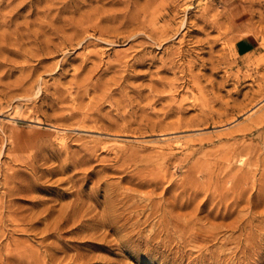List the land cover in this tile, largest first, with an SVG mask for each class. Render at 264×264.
<instances>
[{
  "label": "rangeland",
  "instance_id": "obj_1",
  "mask_svg": "<svg viewBox=\"0 0 264 264\" xmlns=\"http://www.w3.org/2000/svg\"><path fill=\"white\" fill-rule=\"evenodd\" d=\"M263 117L264 0H0V264H264Z\"/></svg>",
  "mask_w": 264,
  "mask_h": 264
},
{
  "label": "bare ground",
  "instance_id": "obj_2",
  "mask_svg": "<svg viewBox=\"0 0 264 264\" xmlns=\"http://www.w3.org/2000/svg\"><path fill=\"white\" fill-rule=\"evenodd\" d=\"M262 119H263V121H264V117H263ZM258 121L260 122V120H258ZM258 121L256 122V124H258ZM263 121H262V122H263ZM259 124H261V122H260ZM261 125H262V124H261ZM261 125H260V126H261ZM62 134H63V133H62ZM62 134H61V135H62ZM62 136H63V135H62ZM65 137H66V136H65ZM58 139H59V138H58ZM63 140H64V139H63ZM241 158H242V157H241ZM241 162H242V161H241ZM255 218H256V217H255ZM261 218H262V217H261ZM247 225H248V224H247ZM241 226H242V225H241ZM242 227H243V226H242ZM250 228L252 229V227H250ZM239 229H240V228H239ZM256 230H257V229H256ZM253 231H254V230H253ZM257 231H258V230H257ZM257 231H256V232H257ZM249 233H250V232H249ZM260 234H262V233H260ZM246 235H247V234H246ZM250 235H251V234H250ZM251 237H252V235H251ZM251 237H250V239H251ZM258 237H259V236H258ZM260 237H261V236H260ZM247 238H248V237H247ZM252 238H254V237H252ZM250 239H249V240H250ZM261 239H262V238H261ZM247 241H248V240H247ZM247 241H246V242H247ZM252 241H254V240H252ZM260 241H261V240H260ZM258 242H259V240H258ZM262 242H263V241H262ZM259 244H260V243H259ZM252 245H253V244H252ZM254 245H256V244H254ZM254 245H253V246H254ZM260 245H261V244H260ZM256 246H258V244H257ZM250 248H251V247H250ZM255 248H256V247H255ZM255 248H254V249H255ZM261 248H262V247H261ZM257 250H258V249H257ZM250 252H251V251H250ZM253 253H254V252H253ZM255 254H256V253H255ZM257 254H258V253H257ZM251 255H252V254H251ZM258 255H259V254H258ZM245 256H246V255H245ZM251 257H253V255H252ZM260 257H261V256H260ZM260 257H258V258H260ZM248 258H249V257H248ZM246 259H247V258H246ZM246 259H244V262H245ZM251 259H255V258H251ZM247 261H248V260H247ZM247 261H246V262H247ZM259 261H260V260H259ZM248 262H249V261H248Z\"/></svg>",
  "mask_w": 264,
  "mask_h": 264
}]
</instances>
